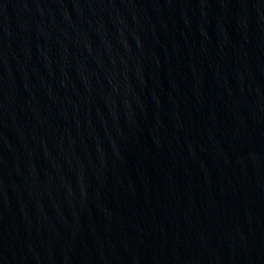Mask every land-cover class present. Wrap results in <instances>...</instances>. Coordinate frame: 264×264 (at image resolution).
<instances>
[{"label": "water", "instance_id": "1", "mask_svg": "<svg viewBox=\"0 0 264 264\" xmlns=\"http://www.w3.org/2000/svg\"><path fill=\"white\" fill-rule=\"evenodd\" d=\"M0 264H264V0H0Z\"/></svg>", "mask_w": 264, "mask_h": 264}]
</instances>
